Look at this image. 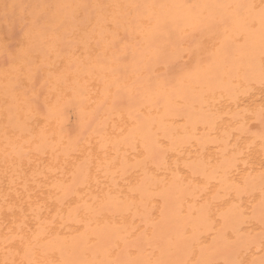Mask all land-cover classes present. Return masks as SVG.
Masks as SVG:
<instances>
[{
	"label": "bare ground",
	"instance_id": "1",
	"mask_svg": "<svg viewBox=\"0 0 264 264\" xmlns=\"http://www.w3.org/2000/svg\"><path fill=\"white\" fill-rule=\"evenodd\" d=\"M261 6L0 0V264H264Z\"/></svg>",
	"mask_w": 264,
	"mask_h": 264
},
{
	"label": "snow or ice",
	"instance_id": "2",
	"mask_svg": "<svg viewBox=\"0 0 264 264\" xmlns=\"http://www.w3.org/2000/svg\"><path fill=\"white\" fill-rule=\"evenodd\" d=\"M235 7L237 9H242L245 6L244 5H236ZM260 15H261V21H262V23H264V0H262ZM46 23H47V20L45 18L37 16L35 19H33L31 21L30 31L25 33L26 38L30 36L31 30H34L37 27H41V26L45 25ZM209 27H211V26H209ZM169 36L171 38L172 34L170 33ZM28 79H31V74H29ZM24 82H25L24 77L18 76V86L23 87ZM261 85H262V87H264V74H262V77H261ZM260 139H261V148H262V150H264V132L261 133ZM261 166L264 167V161H262ZM102 264H151V262L116 260V261H105V262H102Z\"/></svg>",
	"mask_w": 264,
	"mask_h": 264
}]
</instances>
